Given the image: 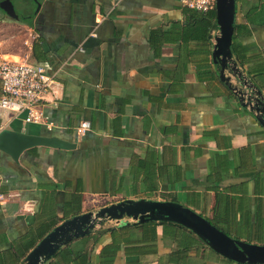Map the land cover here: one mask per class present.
<instances>
[{
  "label": "crops",
  "instance_id": "obj_1",
  "mask_svg": "<svg viewBox=\"0 0 264 264\" xmlns=\"http://www.w3.org/2000/svg\"><path fill=\"white\" fill-rule=\"evenodd\" d=\"M6 1L18 0H0V58L41 65L57 85L45 109L52 129L0 115V133L75 148L34 147L18 161L0 150V191L11 195L0 204V252L38 240L23 263L65 220L139 199L178 202L264 245V129L219 78L215 19L205 41L180 0H38L25 18L16 14L29 0L13 16ZM232 50L243 51L241 67L264 94V0H236ZM82 122L91 129L79 135ZM155 224L107 222L49 262L61 253L62 264H81L88 251L87 264H237L182 226L190 233ZM106 248L116 250L110 259Z\"/></svg>",
  "mask_w": 264,
  "mask_h": 264
},
{
  "label": "water",
  "instance_id": "obj_2",
  "mask_svg": "<svg viewBox=\"0 0 264 264\" xmlns=\"http://www.w3.org/2000/svg\"><path fill=\"white\" fill-rule=\"evenodd\" d=\"M31 2L33 10L29 17L36 16L40 10L38 0ZM9 6L10 1L1 4L2 9L13 16ZM235 16L236 0H216L215 30L218 34L215 37L213 61L221 82L229 87L243 108L255 115L264 129V94L246 75L232 50ZM34 147L70 150L75 148V144L57 137L35 136L13 130H3L0 133V150L16 161L23 152ZM107 222H113L118 227L149 222L178 224L228 261L237 264H264V245L232 238L208 219L178 202L147 199L113 203L65 220L39 242L22 264H46L63 247L92 234L97 227Z\"/></svg>",
  "mask_w": 264,
  "mask_h": 264
},
{
  "label": "built area",
  "instance_id": "obj_3",
  "mask_svg": "<svg viewBox=\"0 0 264 264\" xmlns=\"http://www.w3.org/2000/svg\"><path fill=\"white\" fill-rule=\"evenodd\" d=\"M184 7L209 13L216 12V0H180ZM0 115L6 120L21 119L26 124L45 125L52 129L54 124L45 114L55 94L56 77L47 73L41 65L28 61L18 62L0 58ZM91 129L89 122H82L76 129L82 135ZM11 195L0 191V204L6 203Z\"/></svg>",
  "mask_w": 264,
  "mask_h": 264
},
{
  "label": "trees",
  "instance_id": "obj_4",
  "mask_svg": "<svg viewBox=\"0 0 264 264\" xmlns=\"http://www.w3.org/2000/svg\"><path fill=\"white\" fill-rule=\"evenodd\" d=\"M189 9V8H188ZM192 10V9H191ZM195 10H193L192 12H194ZM197 16V20L199 23V28L203 29V38L205 41H207V34L212 26V21L215 19L216 17V12H209V13H203V12H199V11H195L194 12ZM236 52V60L238 61V63L240 64V66H245V56L243 54V51H238L235 50ZM155 225H172V226H176L178 228H181L185 231H187L186 229L182 228L181 226L175 225V224H164V223H158ZM133 226L136 227H142L145 225H139V224H133ZM52 228H49L48 230H45L39 237V239H42ZM221 231H224L223 229H220ZM111 231V230H108ZM189 232V231H187ZM190 233V232H189ZM100 236L95 235V236H91V237H86L83 238L84 242H88L90 241L92 238H94L95 240H97ZM195 237V236H194ZM196 238V237H195ZM198 240V242L204 246V243L202 241H200L198 238H196ZM38 241V240H37ZM37 241L35 240L34 242L30 243V244H26L24 246H15L12 245V247L9 250L0 252V264H21L22 259L26 256V254L36 245ZM115 249L117 248L116 246L114 247ZM191 250L190 247H185L182 250V254L185 255L187 254L189 251ZM116 250L111 248H106L104 249L103 254H106V258L110 259L111 257H113V255L115 254ZM88 251H86L84 254L82 255H77L76 254V258L81 259L80 262L81 264H87L88 262ZM62 254L60 253L58 255V258L55 259L54 261L49 262V264H62L61 260H60V256ZM103 257L105 258V256L103 255ZM60 260V261H59Z\"/></svg>",
  "mask_w": 264,
  "mask_h": 264
},
{
  "label": "rangeland",
  "instance_id": "obj_5",
  "mask_svg": "<svg viewBox=\"0 0 264 264\" xmlns=\"http://www.w3.org/2000/svg\"><path fill=\"white\" fill-rule=\"evenodd\" d=\"M25 2H27V1L26 0H18L17 4L15 6L13 5V7H12V5L10 4L11 6H9V10L10 11H15V10L18 9L19 3L20 4H22V3L24 4ZM29 2L31 3V6H32V7H30V10L29 9H27V10L19 9V11H17V14H16L18 17L25 18L26 16H30V14L32 13V10H33V5H32L31 0H29ZM15 13H16V11H15Z\"/></svg>",
  "mask_w": 264,
  "mask_h": 264
}]
</instances>
